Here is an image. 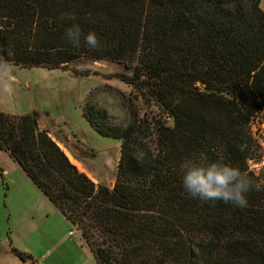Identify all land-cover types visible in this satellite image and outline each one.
I'll return each mask as SVG.
<instances>
[{
  "label": "trees",
  "instance_id": "trees-1",
  "mask_svg": "<svg viewBox=\"0 0 264 264\" xmlns=\"http://www.w3.org/2000/svg\"><path fill=\"white\" fill-rule=\"evenodd\" d=\"M262 0H0L7 62L115 74L125 124L83 115L121 141L114 186L96 184L39 126L0 111V148L79 229L97 264H264V182L252 124L264 113ZM24 261L35 257L13 247Z\"/></svg>",
  "mask_w": 264,
  "mask_h": 264
},
{
  "label": "rangeland",
  "instance_id": "rangeland-1",
  "mask_svg": "<svg viewBox=\"0 0 264 264\" xmlns=\"http://www.w3.org/2000/svg\"><path fill=\"white\" fill-rule=\"evenodd\" d=\"M261 7L264 10V0ZM118 72L131 74V69L123 63L89 57H81L66 68H25L7 62L0 53V111L24 114L37 110L40 128L49 130L70 160L96 184L103 180L112 188L121 141L98 133L84 117L83 109L92 102L108 122L126 123L128 113L122 106V94L130 95L133 90L115 75ZM252 131L264 144V113L253 123ZM2 159L6 163L9 160L4 154ZM5 179L10 185L8 176ZM6 182L0 176V220L9 230Z\"/></svg>",
  "mask_w": 264,
  "mask_h": 264
},
{
  "label": "crops",
  "instance_id": "crops-1",
  "mask_svg": "<svg viewBox=\"0 0 264 264\" xmlns=\"http://www.w3.org/2000/svg\"><path fill=\"white\" fill-rule=\"evenodd\" d=\"M3 154L9 159L7 163L2 159ZM5 175L11 181L10 185ZM0 176L7 184L4 202L10 213L8 220L11 221L10 229L6 230L4 221L0 220V264H33L20 259L13 247L32 254L38 264H97L79 229H75V234L69 233L75 225L7 151L0 152ZM11 191H14L12 196Z\"/></svg>",
  "mask_w": 264,
  "mask_h": 264
},
{
  "label": "built area",
  "instance_id": "built-area-1",
  "mask_svg": "<svg viewBox=\"0 0 264 264\" xmlns=\"http://www.w3.org/2000/svg\"><path fill=\"white\" fill-rule=\"evenodd\" d=\"M4 28H5V24L0 19V31L3 30ZM259 142L261 145V152L258 156L249 159V169L252 172L258 174L262 178V181L264 182V144H262L263 142H261L260 140H259ZM76 228L77 227L75 226V228L73 230H71L69 233L75 234Z\"/></svg>",
  "mask_w": 264,
  "mask_h": 264
}]
</instances>
